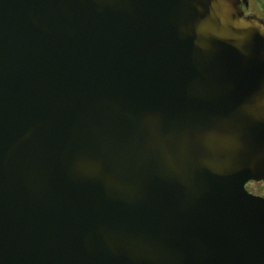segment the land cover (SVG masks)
Instances as JSON below:
<instances>
[{"label": "water", "instance_id": "obj_1", "mask_svg": "<svg viewBox=\"0 0 264 264\" xmlns=\"http://www.w3.org/2000/svg\"><path fill=\"white\" fill-rule=\"evenodd\" d=\"M251 178L239 0H0V264H264Z\"/></svg>", "mask_w": 264, "mask_h": 264}, {"label": "flooded vegetation", "instance_id": "obj_2", "mask_svg": "<svg viewBox=\"0 0 264 264\" xmlns=\"http://www.w3.org/2000/svg\"><path fill=\"white\" fill-rule=\"evenodd\" d=\"M243 15L258 17L264 23V0H239ZM244 186L251 194L264 198V179H248Z\"/></svg>", "mask_w": 264, "mask_h": 264}]
</instances>
